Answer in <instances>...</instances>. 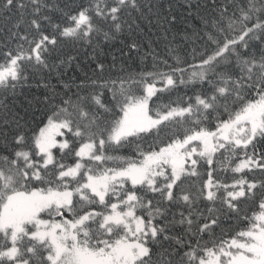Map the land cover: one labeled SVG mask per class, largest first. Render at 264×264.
I'll return each instance as SVG.
<instances>
[{"label":"snow or ice","instance_id":"1","mask_svg":"<svg viewBox=\"0 0 264 264\" xmlns=\"http://www.w3.org/2000/svg\"><path fill=\"white\" fill-rule=\"evenodd\" d=\"M0 19V264H264V0Z\"/></svg>","mask_w":264,"mask_h":264},{"label":"trees","instance_id":"2","mask_svg":"<svg viewBox=\"0 0 264 264\" xmlns=\"http://www.w3.org/2000/svg\"><path fill=\"white\" fill-rule=\"evenodd\" d=\"M77 2H79V0H77ZM84 2H87V0H84ZM163 2L167 3L168 0H163ZM171 2L174 3V4H180V3H182V0H171ZM176 11L177 12H180V11H182V9L177 8ZM15 18H16V15L13 14V20H15ZM9 23H11V22H9ZM2 25H3V21H2V19H0V27H2ZM2 38L3 37L0 36V39H2ZM144 38L145 39H155V37L151 33L147 32V31L144 33ZM35 92H36V90L35 89H32L29 92V95L35 94ZM183 95H184L183 94V91H179V92H177L176 96L173 97V99H176L178 97H182ZM185 99H186V97H185ZM8 103H11V98H9ZM150 107H151V104H150ZM229 175H230V173H229Z\"/></svg>","mask_w":264,"mask_h":264},{"label":"rangeland","instance_id":"3","mask_svg":"<svg viewBox=\"0 0 264 264\" xmlns=\"http://www.w3.org/2000/svg\"><path fill=\"white\" fill-rule=\"evenodd\" d=\"M59 139V138H58Z\"/></svg>","mask_w":264,"mask_h":264}]
</instances>
